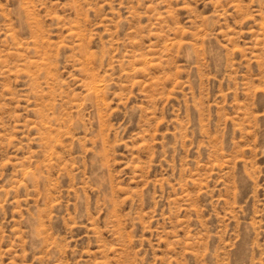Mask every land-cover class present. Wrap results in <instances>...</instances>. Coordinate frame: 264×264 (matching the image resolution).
Listing matches in <instances>:
<instances>
[{
	"label": "rangeland",
	"instance_id": "374dc122",
	"mask_svg": "<svg viewBox=\"0 0 264 264\" xmlns=\"http://www.w3.org/2000/svg\"><path fill=\"white\" fill-rule=\"evenodd\" d=\"M0 264H264V0H0Z\"/></svg>",
	"mask_w": 264,
	"mask_h": 264
}]
</instances>
